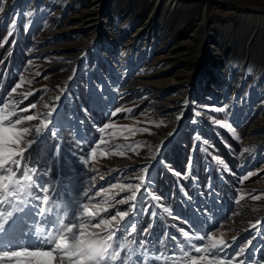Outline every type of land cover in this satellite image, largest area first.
<instances>
[{"label": "rangeland", "instance_id": "374dc122", "mask_svg": "<svg viewBox=\"0 0 264 264\" xmlns=\"http://www.w3.org/2000/svg\"><path fill=\"white\" fill-rule=\"evenodd\" d=\"M0 8L3 9L0 11L2 27L8 23L3 42L18 30L34 32L26 49L29 60L0 59V109L8 105L0 112L5 117L0 123L9 127L16 125L19 119L21 123L16 128L29 127L34 135L43 121L55 131L56 135L46 131L33 137L28 151L29 134H25L18 145H10L13 149H25L23 157L14 156L13 160L17 158L27 165L26 156L46 159L43 174L45 178L51 177V188L60 181L56 178L55 162L59 158L56 148L59 140H63L60 158L66 183L48 194L54 205L58 199L60 203L69 198L74 201L75 214L71 215L75 222L72 224L77 223L83 211L82 203L89 205L88 213H91V217L85 214V218L97 222L111 220L117 210L131 212L132 201L128 197L134 189L126 185L140 183L145 169L151 171L161 165L159 168L164 170L161 181L147 189L149 199L152 195L162 198L152 201L160 215L153 217L140 212L138 226L147 227L144 233L147 230L165 233L168 229L171 233L177 229L173 217L185 213L184 209L190 206L187 216L196 212L206 217L202 227L213 238L203 243L197 241V246L224 240L232 245L229 252L246 248L248 261L264 264V131L252 135V129L264 119V0L222 3L209 0H0ZM28 12L33 15L28 16ZM28 38L23 35L22 39ZM91 61L95 65L91 66ZM102 62L107 70L100 72ZM81 78L82 83H76ZM17 84L20 87L13 93ZM5 88L10 90L5 91ZM65 91L72 94L78 114L84 119L87 138L80 148L70 128L61 124L60 128H53V121L58 123L55 119L70 126L78 123V120H67L72 117V106ZM108 91L131 93V97L119 104L113 102L111 108L112 100L106 98ZM76 92H79V99L74 97ZM96 94H102V99ZM89 102L92 108L106 104L115 115L106 121L101 113L88 109ZM33 104L35 108L31 107ZM81 105L87 114L81 111ZM221 107L226 111L217 112ZM198 111L199 117L196 116ZM50 114L51 120L48 119ZM29 115L34 119L28 120ZM217 119L227 122L232 131L215 124ZM240 123L244 125L237 132L235 124ZM204 128V135L212 131L213 143L202 138L197 141ZM244 131L236 154L242 171L236 172L212 146L221 145L225 152L233 151ZM216 135H219L217 140ZM169 141H172L171 155L167 146L164 147ZM191 149L197 152L193 175L196 182L202 181L197 183V201L188 176H174L166 171L176 173L179 168L176 156L186 154L191 158L194 154ZM159 156L165 163L159 161L155 165ZM85 160L87 163H83ZM36 164L26 168L32 169ZM125 174L136 177L125 178ZM41 175L36 171L33 176L32 183L38 190L44 188ZM85 192L87 197H84ZM61 193H64L63 199L58 198ZM40 195L42 201L44 194L38 191L37 197ZM200 202L206 203V207ZM32 204L37 205L36 200ZM7 206L0 205V210ZM165 206L173 215L163 213ZM32 209L36 208L32 206ZM151 220L154 223L147 224ZM257 220L260 224L253 228ZM189 228L188 225L184 231L191 233ZM139 229L137 237H143ZM125 236L122 238L127 245L126 253L135 252L156 261V257L147 255L146 251L142 253V248L134 250L139 242L132 246L133 239L127 238V233ZM165 237L159 234L158 241L163 247L156 248L157 255L161 254L156 264H161L162 260L165 264H191L179 253L162 254L166 243L176 246L175 240L168 238L166 241ZM233 237L237 238L234 244Z\"/></svg>", "mask_w": 264, "mask_h": 264}, {"label": "snow or ice", "instance_id": "6c2138e0", "mask_svg": "<svg viewBox=\"0 0 264 264\" xmlns=\"http://www.w3.org/2000/svg\"><path fill=\"white\" fill-rule=\"evenodd\" d=\"M0 11H3L0 8ZM28 16H32V12L27 13ZM15 21H13V27H15ZM11 34V33H10ZM20 87L19 84L16 85L12 89L14 93L16 88ZM59 99V98H58ZM35 108L36 105L33 104L31 106ZM8 105H4V109H7ZM4 109H0V112H3ZM217 112H225L226 109L221 107L216 109ZM115 115V113H112ZM201 113L196 112V116L199 117ZM5 117L0 115V121H3ZM28 120H33L34 117L29 115L27 117ZM49 120L52 119V115L50 114L48 117ZM179 119V117H178ZM195 122V121H194ZM21 121L19 119L16 120V125H19ZM215 124H219L222 127L228 128L232 131L231 126L222 120H215ZM11 125V122H9ZM16 125H11L9 127H5L3 123H0V168L4 166L6 162L14 164L17 166V170L20 168V161L13 160L12 157L20 156L23 157V153L25 149H13L10 145L19 144L24 137L25 134H29L30 138L27 141L28 148L34 142L33 137L39 136L46 131L52 132L53 135H56L55 131L46 125L43 121H41V127L35 129V134L32 135L30 133L29 127H23L21 129H17ZM108 127L105 125V128ZM101 132L104 131V128L100 129ZM171 135V134H170ZM199 136L197 137V141H199ZM205 152L207 154V149L205 148ZM218 160V163L223 164L222 160H219L217 157H213ZM83 163H87V161H83ZM194 165V160L189 159L188 169L189 172ZM9 171L10 175H0V205H12L14 206L16 203L21 202L25 197L30 195L29 188L32 185L33 176L36 172L34 168L31 169L32 175H29L27 171H24L22 177H18L16 171H12L11 169H6ZM147 169L145 172L147 173ZM177 175H181L177 173ZM251 175V173L249 174ZM187 178V177H185ZM245 180L248 179V176L244 177ZM151 186L150 179L146 180L145 176L140 177V183L132 184L128 183L126 185L129 189H134L131 195L128 197V200L132 201L131 212L129 211H121L117 210L116 215L111 217V220L100 219L98 222L93 218H85V214L88 217H91V213H88L89 205L82 203L80 205L81 210L79 213V217L77 223L67 224L68 232L70 236H59L58 233L60 228H53L51 231L42 230L46 234V239L44 241L46 246L43 247H18L11 251H0V264H56L57 259L60 264H82V261L78 259L73 253L67 250V242L70 238H75L77 234H83V229L86 226L94 227V228H105L107 231L112 233V248L111 252L115 253L117 257L120 259V264H140L139 260H134L131 257L125 258L121 253H116V248L119 244V240L117 238V233H127L129 236L133 235L137 232L138 223L137 217L140 215V212L143 211L144 214H151L153 217H157L160 215L157 207L152 204V201H160L162 198L159 195H152L151 199L148 198L147 189ZM115 187V185H114ZM122 186V190H123ZM144 191H141V189ZM211 188V185H209ZM44 195L41 201V195L37 197L39 202V212L45 213L48 211L46 205L49 203V194L48 188L45 186L42 189ZM88 193H84V197H87ZM253 199H259V197H253ZM43 203L45 206H41ZM121 203H125V201H121ZM147 204L148 207H144ZM206 207V205H205ZM163 213H167L168 215H173V213L169 212V207H163ZM11 212L5 213L0 210V227L4 225V223L8 220V217L11 216ZM131 216L132 218L126 220V217ZM119 217V219H117ZM185 222L190 226V230H192V236H189V231H184L181 229L183 240L179 237L172 236L171 233H167L165 240L168 238L176 241V246L165 244V248L163 250V255L168 256L170 253H179L182 257L187 261L190 260L191 264H233V261H237V264H253L247 260L246 257V248L239 249L236 253H231L228 251L229 248L232 247L231 244L225 242L224 240H219L218 242H212L210 245H204L203 247L197 246V241L203 243L205 239L208 241H212L213 238L209 235L208 231L203 229L202 222L206 221V217L201 215H197L196 212H193L191 216H186L183 218ZM131 221V222H129ZM112 222H115V226L112 227ZM127 224V226H125ZM260 224V221L257 220L253 225V228H256L257 225ZM40 232V231H38ZM199 233V235H197ZM147 235H150V230L146 232ZM236 237H233L232 243L234 244L236 241ZM135 242V241H134ZM251 241H249V245ZM148 245V241L141 240L138 244V247L145 248ZM121 250H123L127 245H119ZM51 248L52 250H45ZM131 251V250H130ZM56 253V255H54ZM152 256L156 257V261L159 260V256L157 255V250L155 247L151 248ZM199 254V255H197ZM136 255V253H133ZM243 257V258H241ZM156 261L151 258H147L145 264H156ZM103 264H115V260L109 261L106 259ZM255 264H259V262H255Z\"/></svg>", "mask_w": 264, "mask_h": 264}, {"label": "clouds", "instance_id": "9594fccd", "mask_svg": "<svg viewBox=\"0 0 264 264\" xmlns=\"http://www.w3.org/2000/svg\"><path fill=\"white\" fill-rule=\"evenodd\" d=\"M59 228V236H70L67 225L61 222ZM111 248L112 233L103 227L95 229L86 226L83 234H77L67 242V250L80 259L82 264H103L109 258Z\"/></svg>", "mask_w": 264, "mask_h": 264}, {"label": "trees", "instance_id": "16d2710c", "mask_svg": "<svg viewBox=\"0 0 264 264\" xmlns=\"http://www.w3.org/2000/svg\"><path fill=\"white\" fill-rule=\"evenodd\" d=\"M6 35V29L4 28H1V25H0V59L2 57L5 58L4 61H12V62H22L24 61V57H25V48L27 46L26 43L24 42H28L30 40V37H29V33L27 32L26 33V37L28 38L26 41L23 40V36H22V30L19 31V32H15L13 35H10L8 38H7V41L3 42L2 39L5 37ZM15 42L14 46L12 47L11 50L10 47H11V42ZM78 83V81L76 82ZM131 97V95H125L123 97V100H128L129 98ZM240 129V128H239ZM238 129V130H239ZM238 132V131H237ZM222 134H224L223 131H221ZM245 136V131L243 132V136H240V138H243ZM216 140L219 139V135H216ZM223 138V136L221 137V139ZM239 139L236 141L237 142V147L235 150L233 151H228V152H225L224 149L221 147H217L218 150L217 153L218 155H220L221 157L224 158V162L228 165H230V167L233 169L234 168V165L236 163V154L238 152V149H239ZM170 150H168L169 154L171 155V153L173 152L172 151V148L169 147ZM184 164V162L186 161V154L183 155V157L181 158V160ZM182 166L179 168L180 170H182Z\"/></svg>", "mask_w": 264, "mask_h": 264}, {"label": "bare ground", "instance_id": "6f19581e", "mask_svg": "<svg viewBox=\"0 0 264 264\" xmlns=\"http://www.w3.org/2000/svg\"><path fill=\"white\" fill-rule=\"evenodd\" d=\"M90 43L91 42H88V44H90ZM55 120H57V119H55ZM71 126L73 129H75L79 132L77 135L81 134V132L78 128L79 125L76 122H73V124ZM253 129H255V130H253ZM253 129H252V135H256L257 133L264 131V119H263L262 124L256 125ZM127 177H130L129 179H131L132 177L135 178L136 176L130 175V174L129 175L125 174V178H127ZM211 199L213 201V196L211 197ZM8 207H9V209H8ZM18 207H19V205H17V206L8 205L7 209L2 207L1 210L4 211L5 213H7V212H10L11 210L15 211L16 209H18ZM19 215H23L28 221H31L32 224H34L35 222L36 223L40 222L42 225L45 226V228H43V230H47V231L50 230L51 231L53 228H57V229L59 228V225L53 220V216L50 213L49 207H48V211H46L45 213H40L39 209L38 210L31 209L30 206H28L27 202L25 201V198H24V202L19 207ZM6 222H8V220ZM49 250H52V249H49ZM55 255H56V253H55ZM108 260L110 261V260H114V259L110 255ZM5 264H7V263H5ZM56 264H60L58 259L56 261Z\"/></svg>", "mask_w": 264, "mask_h": 264}, {"label": "water", "instance_id": "95a60500", "mask_svg": "<svg viewBox=\"0 0 264 264\" xmlns=\"http://www.w3.org/2000/svg\"><path fill=\"white\" fill-rule=\"evenodd\" d=\"M209 1H210V2H216V1H217V2H221V3H222V2H227V0H209Z\"/></svg>", "mask_w": 264, "mask_h": 264}]
</instances>
